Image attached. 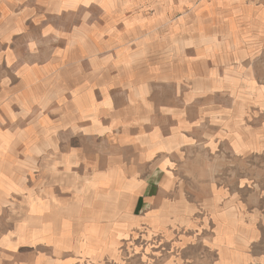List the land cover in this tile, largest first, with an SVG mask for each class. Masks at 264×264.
I'll return each instance as SVG.
<instances>
[{"label": "rangeland", "instance_id": "rangeland-1", "mask_svg": "<svg viewBox=\"0 0 264 264\" xmlns=\"http://www.w3.org/2000/svg\"><path fill=\"white\" fill-rule=\"evenodd\" d=\"M198 10L188 34L149 30L144 62L114 68V77L133 80L131 93L143 81L157 92L146 101L151 107L186 102L174 98L171 77H188L196 89L204 84L198 79L235 74L226 66L233 55L224 50L235 37L221 20ZM169 43L194 49L159 58L169 53L156 47ZM258 58L251 74L261 83L254 88L262 101L246 94L253 85L241 68L237 123L235 99L221 96L209 80L206 97L189 101V117L198 119L189 144L184 133L168 141L165 132L148 131L159 117L151 109L146 127L84 138L79 157L65 163L41 149L31 158V149H12L15 157L0 161V264H264V54ZM119 85L116 92L123 90ZM130 99V106L129 98L115 100L126 104L122 114L144 113L143 101ZM206 116L208 124H201ZM221 116L230 132L220 130ZM159 145L164 149L156 162H148Z\"/></svg>", "mask_w": 264, "mask_h": 264}, {"label": "crops", "instance_id": "crops-1", "mask_svg": "<svg viewBox=\"0 0 264 264\" xmlns=\"http://www.w3.org/2000/svg\"><path fill=\"white\" fill-rule=\"evenodd\" d=\"M195 10L221 20L223 28L235 37L236 42L224 49L233 55L226 66L234 67L235 74L212 81L210 77L198 79L204 84L196 89L188 84V77H171L168 83L171 89L175 87L174 98L186 102L151 107L148 101L157 92L142 86L146 84L143 81L131 93L128 89L133 80L114 77V68L144 62L142 41L149 30L173 36L188 34L194 27L190 21ZM202 29L205 24L200 25L199 35ZM192 49L193 45L169 43L155 50L169 53L159 58L173 60L179 51ZM263 52L264 0H0V161L14 158L12 149L21 146L32 150L27 157L37 155L33 152L37 148L43 156L65 163V158L79 157L84 138L124 132L133 125L146 127L152 110L159 117L155 114L158 120L148 131H163L168 141H178L184 133L183 142L189 144L185 139L192 140L198 120L189 117V101L206 97L209 80L217 84L214 87L221 96L235 99L231 115L237 123L242 121V97L234 89L241 84V68L248 69L244 78L250 75L246 82L253 85L246 94L257 101L263 98L258 99L259 91L254 88L260 81L251 74ZM115 83L123 90L116 92ZM118 97L129 98V106L131 97L143 101L138 106L144 113L136 117L122 114L128 108L115 102ZM222 116L220 130L230 132ZM207 117L200 123L208 124ZM19 123L26 126L18 127ZM64 147L72 151L67 153ZM154 147V159H147L153 164L164 149L163 145Z\"/></svg>", "mask_w": 264, "mask_h": 264}]
</instances>
